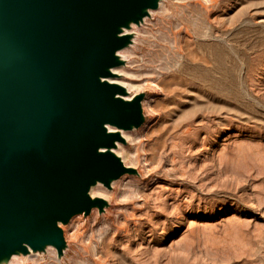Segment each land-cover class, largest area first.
<instances>
[{
  "label": "rangeland",
  "instance_id": "obj_1",
  "mask_svg": "<svg viewBox=\"0 0 264 264\" xmlns=\"http://www.w3.org/2000/svg\"><path fill=\"white\" fill-rule=\"evenodd\" d=\"M160 3L123 45L124 79L155 83L118 141L130 171L60 222L57 261L44 243L13 264H264V0Z\"/></svg>",
  "mask_w": 264,
  "mask_h": 264
},
{
  "label": "water",
  "instance_id": "obj_2",
  "mask_svg": "<svg viewBox=\"0 0 264 264\" xmlns=\"http://www.w3.org/2000/svg\"><path fill=\"white\" fill-rule=\"evenodd\" d=\"M155 0H0V258L51 243L58 224L102 206L89 196L130 168L108 149L141 123V97L101 81Z\"/></svg>",
  "mask_w": 264,
  "mask_h": 264
},
{
  "label": "bare ground",
  "instance_id": "obj_3",
  "mask_svg": "<svg viewBox=\"0 0 264 264\" xmlns=\"http://www.w3.org/2000/svg\"><path fill=\"white\" fill-rule=\"evenodd\" d=\"M157 3H160L162 0H155ZM160 5H161V3H160ZM148 12H151V10L150 9H146L145 10V14L146 13H148ZM141 17V16H140ZM142 18V17H141ZM130 23V25H132V24H135L136 22H134V21H130L129 22ZM128 31V27H127V25L125 26V25H122V26H120L119 27V30H118V33H117V36L118 37H120V36H126V32ZM181 42L182 41H179L178 42V45L180 46L179 48H180V51H182V47H181ZM126 47H120V49H118V50H116L115 51V59H116V65L115 66H113V67H110V68H108L109 69V71H110V75L109 76H104L103 78H101V81L102 82H107V83H109V84H112V85H117V86H122L123 87V89H124V91H125V93L123 94V95H121L120 97L121 98H123L124 100H126V101H131V100H133L136 96H137V94H138V92H140V91H142L144 88H146L145 87V85H146V83H147V85L149 84V85H153V81H148V82H146L145 83V85H143L142 83H141V81H137V82H135V81H133V80H131V81H127V80H125L124 79V77H123V75L124 74H130V75H132V77L134 76L133 74H131V73H129L126 69H124L121 65V61L122 60H126L127 58H128V53H127V51H129V49L128 50H126L125 49ZM130 52V51H129ZM183 52V51H182ZM188 53V52H187ZM195 57H198V56H195ZM193 59H194V57H193ZM196 60H197V58H195ZM196 60H194V61H196ZM191 61V60H190ZM201 61V60H200ZM203 61V60H202ZM205 61V60H204ZM189 65H190V63H188ZM191 64H192V62H191ZM193 65V64H192ZM182 67V66H181ZM199 67V66H198ZM185 69L183 68V70H181V71H184ZM179 72V71H178ZM177 74V73H176ZM175 74V75H176ZM180 75H181V73H180ZM177 77V76H176ZM175 79V78H174ZM174 81V80H173ZM176 81V80H175ZM174 84H175V82H174ZM154 85H155V83H154ZM176 87H177V85H175ZM173 87V86H172ZM169 91V90H168ZM171 93V92H170ZM172 98L173 99H175L176 98V96L178 95V90L176 91V90H172ZM168 95H171V94H168ZM170 97V99H172ZM169 99V98H168ZM172 99V100H173ZM147 109H148V111H151L152 110V108L149 106V105H146L145 106ZM144 107V108H145ZM143 108V107H142ZM152 112H154L153 110H152ZM106 129H107V131L109 132V133H115V134H119L120 136H121V138H124L123 136H125L126 137V135H127V133H126V130L125 129H119V128H117L115 125H112V124H106ZM126 133V134H125ZM156 140H158V137L156 138ZM157 142V141H156ZM155 148H157V146L155 145V147H153V149H155ZM111 153H113L117 158H119V160L121 161V163L124 165V166H126V167H128L129 168V164H127L126 162H125V160H123V162H122V160H121V158L118 156V155H121V154H123V153H125V155H126V157H128L129 155H130V153H128L126 150H125V148H124V145H122L120 142H118V141H116L115 142V144H114V147H112V148H109L108 149ZM155 151V150H154ZM130 159H133L134 161H136V159L135 158H130ZM133 160L131 161V162H133ZM130 162V161H129ZM144 162L145 163H147L148 162V160L147 159H145L144 160ZM114 182H115V180H111V182L110 183H112V184H114ZM107 195V191L105 190V185L103 184V183H101V182H99V181H96L95 182V184L94 185H92L91 186V189H90V191H89V196H90V198H91V200L92 199H96L97 197H105ZM80 214H83V212L82 213H80ZM74 217V216H73ZM58 226H60V223L58 224ZM24 247H25V249H27V250H29V252H34V250H33V248L28 244H24ZM65 248V246L63 247V249ZM46 249L47 250H49V252H50V255H51V257L53 258V260H55V261H57V255H58V257L60 258L61 257V254L62 253H60L59 251H58V249H56V247L53 245V244H51V243H46ZM9 254H11L12 255V257H13V260H12V262L10 263V264H13V263H15V262H18V260H19V257H17L16 255H20V254H23L24 252L23 251H21V250H17L15 253H11V251H9L8 252ZM24 256H27L26 254H24ZM30 258V257H29ZM8 261H7V255L5 254V255H3L1 258H0V264H6Z\"/></svg>",
  "mask_w": 264,
  "mask_h": 264
}]
</instances>
